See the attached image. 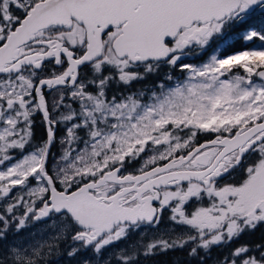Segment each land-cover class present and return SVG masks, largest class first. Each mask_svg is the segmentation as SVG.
<instances>
[{
    "label": "snow or ice",
    "instance_id": "6c2138e0",
    "mask_svg": "<svg viewBox=\"0 0 264 264\" xmlns=\"http://www.w3.org/2000/svg\"><path fill=\"white\" fill-rule=\"evenodd\" d=\"M175 251L264 264V0H0V264Z\"/></svg>",
    "mask_w": 264,
    "mask_h": 264
},
{
    "label": "trees",
    "instance_id": "16d2710c",
    "mask_svg": "<svg viewBox=\"0 0 264 264\" xmlns=\"http://www.w3.org/2000/svg\"><path fill=\"white\" fill-rule=\"evenodd\" d=\"M137 87H140V85H137ZM41 132H42V129H40L38 127L37 128L38 138L41 135ZM259 235H260V233H257L255 237L245 236L241 242L252 241V240L258 238ZM216 253H217V256L220 254L219 251H216ZM215 258H216V256L212 253V259H210L208 261V264H213L215 261ZM177 260L181 261L182 264H186L188 257L182 251H175V252H170L165 256L157 257V258H155V260L147 262V264H173V261H177Z\"/></svg>",
    "mask_w": 264,
    "mask_h": 264
},
{
    "label": "rangeland",
    "instance_id": "374dc122",
    "mask_svg": "<svg viewBox=\"0 0 264 264\" xmlns=\"http://www.w3.org/2000/svg\"><path fill=\"white\" fill-rule=\"evenodd\" d=\"M211 54V51L209 52V55ZM189 62H195V63H200L202 62V59H207V56L202 57V59H196L195 57H189L187 58ZM37 123L39 124V120L37 121ZM58 146L57 148L53 149V152H57ZM138 167V166H137ZM214 264V263H213Z\"/></svg>",
    "mask_w": 264,
    "mask_h": 264
},
{
    "label": "flooded vegetation",
    "instance_id": "af4514ba",
    "mask_svg": "<svg viewBox=\"0 0 264 264\" xmlns=\"http://www.w3.org/2000/svg\"><path fill=\"white\" fill-rule=\"evenodd\" d=\"M136 166H138V165H136ZM213 254L217 257V253H216V251H214Z\"/></svg>",
    "mask_w": 264,
    "mask_h": 264
}]
</instances>
